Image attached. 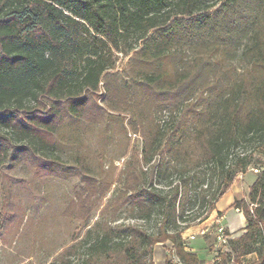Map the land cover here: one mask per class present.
Returning <instances> with one entry per match:
<instances>
[{
    "label": "trees",
    "instance_id": "16d2710c",
    "mask_svg": "<svg viewBox=\"0 0 264 264\" xmlns=\"http://www.w3.org/2000/svg\"><path fill=\"white\" fill-rule=\"evenodd\" d=\"M241 46L248 68L237 78L225 61ZM120 53L127 67L116 69ZM102 88L109 107L130 112L149 166L126 165L105 214L52 264H155L154 246L167 241L179 260L166 264H204L183 233L250 167L248 196L232 205L245 232L229 240L225 263L211 264L251 253L264 264V0H0V167L29 161L40 175L78 177L84 227L112 185L84 156L68 165L49 152L69 117L107 120ZM193 165H206L210 180L194 182ZM191 201L198 212L188 213ZM125 206L154 226L116 223Z\"/></svg>",
    "mask_w": 264,
    "mask_h": 264
},
{
    "label": "rangeland",
    "instance_id": "374dc122",
    "mask_svg": "<svg viewBox=\"0 0 264 264\" xmlns=\"http://www.w3.org/2000/svg\"><path fill=\"white\" fill-rule=\"evenodd\" d=\"M243 48L244 46H241L236 56L228 57L225 61L237 78L242 77L248 68L247 62L241 58ZM127 62L128 57L120 53L116 60V69L127 67ZM96 98L107 108V120L96 124L69 117L56 132V145L51 148L49 155L52 158L60 157L68 165L76 164L79 155L84 156L92 168V173L99 180L111 183L109 192L94 208L89 224L84 227L85 220L74 209L76 193L83 185L78 177L64 179L40 175L37 168L29 161H22L10 169L0 167V199L6 221L0 228V264H52L69 245L81 239L87 229L105 214L104 206L121 187L126 177L123 172L126 165L138 163V167L143 164L144 169L148 168L149 165L142 161L144 144L142 135L135 134L130 128L128 121L131 114L128 109L109 107L103 88L96 94ZM157 118L165 124L169 119V113H159ZM192 167L189 173L194 182L198 181V177L210 180L211 175H207L209 171L206 165ZM254 169L250 167L245 174H239L233 182L239 196H248L249 187L257 175ZM177 176L178 173L175 172L173 178L177 180L179 178ZM187 210L188 213L198 212V202H189ZM221 213H215L210 218V222H206L210 225L199 226L202 223L199 222L193 224L191 230H185L183 233V237L192 234L195 238L204 237L205 240L196 238L193 241L190 236L186 238L188 249L191 250L193 246L201 248L198 254L204 264L224 262L221 258L229 251V241L222 245L218 242L216 233L218 226L229 222L234 212H230L229 217L223 219V224L218 222ZM129 222L145 224L150 229L155 223L133 218L130 208L122 207L116 223ZM202 229L206 230V234L202 233ZM174 252L171 241L156 244L153 252L154 263L166 264L168 259L178 261Z\"/></svg>",
    "mask_w": 264,
    "mask_h": 264
},
{
    "label": "crops",
    "instance_id": "0c3cea01",
    "mask_svg": "<svg viewBox=\"0 0 264 264\" xmlns=\"http://www.w3.org/2000/svg\"><path fill=\"white\" fill-rule=\"evenodd\" d=\"M235 188L236 187H235V183H234L232 185V187L230 188V190H228L226 192V194L218 201L216 209L211 213V215H209V217L205 221H203L201 224H199V226L206 224V222H210V218L213 217L215 213L217 214L219 212H222L220 219L218 220V222L222 223L223 219L229 217L230 212H234V216L231 217L232 219L229 220V222H227L226 224H223V223L222 224L226 227V231L231 236V239L239 237L241 234H243L245 232L244 227L246 226V217H245L244 213L240 209L232 207V205L236 199L235 197L243 198L244 195L239 196V193H237L238 189L237 188L235 189ZM207 224L210 225V223H207ZM191 229H192V227L188 228L187 230L189 231ZM202 233L206 234V230L202 229ZM189 236L190 235H188V237ZM188 237H184V239L188 238ZM196 238L191 239V240L192 241L196 240ZM200 239L205 240L204 237L197 238V240H200ZM204 244H205V242H204ZM200 249L201 248H199L197 246H193L191 248L192 251H195L197 253H198V250H200ZM255 260H257V254L256 253H251V254H248V255L241 257L242 264H246L248 262H254ZM211 263H214V262H210L207 264H211Z\"/></svg>",
    "mask_w": 264,
    "mask_h": 264
},
{
    "label": "built area",
    "instance_id": "2783aa9c",
    "mask_svg": "<svg viewBox=\"0 0 264 264\" xmlns=\"http://www.w3.org/2000/svg\"><path fill=\"white\" fill-rule=\"evenodd\" d=\"M254 171L257 172L258 169L255 168ZM216 236H217L218 242L221 243L222 245H225L231 239V236L226 231V227H224L223 225L218 226V230H217ZM189 238L190 239H194L195 238V235L192 234V235H190ZM185 240H186V238H185ZM218 257H220V253H218ZM218 259H220V258H218Z\"/></svg>",
    "mask_w": 264,
    "mask_h": 264
}]
</instances>
